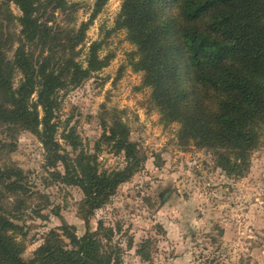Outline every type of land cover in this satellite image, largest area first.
<instances>
[{"label":"rangeland","instance_id":"obj_1","mask_svg":"<svg viewBox=\"0 0 264 264\" xmlns=\"http://www.w3.org/2000/svg\"><path fill=\"white\" fill-rule=\"evenodd\" d=\"M8 8L12 18L0 15L1 48L12 61L21 44L20 12L11 3ZM96 8L97 0H68L55 12L49 8L43 18L61 34L62 43L86 24L75 48L79 62L85 66L88 47L101 42L99 56L106 63L78 86L57 93L55 139L62 154H87L100 172L111 174L125 160L110 149L104 132L121 122L143 161L105 205L88 214L82 191L55 180L39 140L0 123V171L10 176L0 179V203L21 227L15 235L21 259H31L51 230L66 227L77 237L87 229L98 232L106 248L121 250V264H264V143L227 171L212 151L183 144L179 124L163 121L142 73L133 68L136 47L125 30L115 28L121 0H106L97 13ZM20 79L14 70L13 87ZM58 171H63L60 164ZM9 180H18L24 189L11 193L5 188ZM100 225L112 231L110 239L102 238L107 231H98ZM142 246L147 260L138 255Z\"/></svg>","mask_w":264,"mask_h":264},{"label":"trees","instance_id":"obj_2","mask_svg":"<svg viewBox=\"0 0 264 264\" xmlns=\"http://www.w3.org/2000/svg\"><path fill=\"white\" fill-rule=\"evenodd\" d=\"M67 1L0 0L2 19L12 18L10 3L20 12L21 37L8 61L0 31V123L32 133L55 180L78 187L91 214L139 170L143 158L121 122L105 130L104 138L114 153H123L122 169L100 172L87 154L61 153L55 139L57 93L78 86L106 65L99 56L101 42L90 44L85 66L77 58L75 48L83 41L86 24L62 43L50 20H43L49 8L55 12ZM105 2L97 0L96 13ZM115 28L125 30L136 47L133 68L142 73L163 121L179 124L183 144L212 151L217 165L227 171L264 143V0H121ZM14 70L21 75L15 87ZM69 140L76 151L77 144ZM9 177L0 171V179ZM5 188L11 193L24 189L18 180H9ZM99 230L110 239L111 230L101 225ZM19 232L21 227L0 203V264H121V250L106 248L98 232L87 229L77 237L66 227L51 230L24 261L15 240ZM138 255L148 259L144 246Z\"/></svg>","mask_w":264,"mask_h":264}]
</instances>
